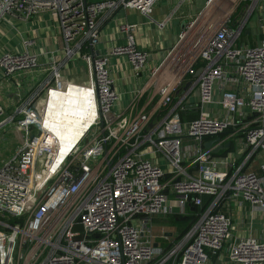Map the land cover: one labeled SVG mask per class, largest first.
<instances>
[{
    "label": "built area",
    "instance_id": "obj_1",
    "mask_svg": "<svg viewBox=\"0 0 264 264\" xmlns=\"http://www.w3.org/2000/svg\"><path fill=\"white\" fill-rule=\"evenodd\" d=\"M158 2L0 0V27L46 12L64 41L36 91L11 108L0 101V128L21 137L0 168V264H264V239L237 234L264 214V0H207L124 104L111 61L125 58L139 78L150 52L122 14L163 30ZM35 45L0 56V82L20 86L40 68ZM79 61L87 84H62ZM73 87L92 92L90 123L63 155L45 121L53 96ZM191 216L183 234L154 238L156 219Z\"/></svg>",
    "mask_w": 264,
    "mask_h": 264
},
{
    "label": "crops",
    "instance_id": "obj_2",
    "mask_svg": "<svg viewBox=\"0 0 264 264\" xmlns=\"http://www.w3.org/2000/svg\"><path fill=\"white\" fill-rule=\"evenodd\" d=\"M164 3H167V1L159 0V2L155 5V7H160ZM155 7L153 8L152 12L156 9ZM152 12H151V15H152ZM131 14H133V16ZM131 14L128 15V12H124L122 16L123 17L127 16L129 21L137 22L136 24L139 25L137 35H136L138 47L142 49H146L147 51L151 50L152 45L147 43L150 39L152 40L155 48L161 47L163 43H159V41H156L154 43L153 32L154 30L163 31L165 30V28H167V25L165 26L163 30H160L156 25L149 24V19L146 16H142L134 12H132ZM190 16H193V15L184 17L183 20L181 21L182 22L181 30L183 28L184 22ZM157 18L158 19L155 18L157 22H164V21L172 19L171 16L163 20L160 19V16ZM17 23H19L18 25H20V28H23V29L22 31L20 29L16 31L15 37L9 40V45L13 47V42L15 39H17L18 42H20L19 46L17 47V45H14L16 49L14 47L12 49L10 48L8 49L9 46L7 44H3V41L0 38V56L9 50H12L14 52L22 51L23 40L32 39V40H35L36 42V45L32 48V53L39 56L40 68L34 73L27 75L26 78L24 79V82H22L20 86L15 85V83H13L12 81H10V83L0 82V101L4 103L5 106L10 107V108L13 106L12 99L18 98V97L28 98L31 95V93L36 91L35 90L36 84H38L40 81L42 82L44 78H47V79L49 78L48 73H46L45 70L48 69L54 62H56V60L63 58V53H64L63 51L64 41H63L62 33L60 32L57 25L51 20L50 16L46 12H41L37 14L36 16H34L31 20L27 22L12 19L11 27L14 28ZM116 27L117 25L114 23H106V29H107L106 32L108 33L111 32L113 34H116ZM2 30L5 32V28L0 27L1 37H3ZM110 46L111 44L109 43V40L105 38L101 52L104 53L105 50L110 48ZM159 53L162 55V57L160 60H157V63L158 62L160 63L164 59L165 54H166L164 53L163 55L162 52H159ZM150 57H151V54H150ZM153 60H156L154 59V56H153ZM111 62H112V65L116 66V68L114 69V73L118 74L120 72V75H121V78L118 81L117 86H118V91L121 94L124 93V96H122L123 97L122 102L124 104H128L131 101V96L129 95L130 92L136 89L141 83L145 84V81L141 82L140 77L136 78L134 76L125 58L113 59ZM150 69L151 68H150V59H149V63L147 65L148 73L150 72ZM62 73H63L62 78H61L62 84L85 83L83 82L84 75H85L84 70H83V64L80 61L74 63L73 65L67 64V66L62 71ZM144 105H145V98L140 100L141 108H143ZM237 218L238 216L236 215L235 219ZM238 219L236 220V222L238 221V223L241 224V217L239 220ZM238 230H239V233L237 234H239V236H242V235L250 236L251 235L259 239H264V214H256L252 225L249 222H247L245 224L244 231H242L241 228Z\"/></svg>",
    "mask_w": 264,
    "mask_h": 264
},
{
    "label": "rangeland",
    "instance_id": "obj_3",
    "mask_svg": "<svg viewBox=\"0 0 264 264\" xmlns=\"http://www.w3.org/2000/svg\"><path fill=\"white\" fill-rule=\"evenodd\" d=\"M166 1L167 3H164L160 7H155L156 9L152 12V15H151L153 19L155 18L158 19L157 17L159 16H160V19L162 20L167 19L169 16H171L172 19L167 22V28H165V30L163 31L154 30L153 32L154 43L156 41H159V43H163L164 45L162 44L161 47L155 48L151 39L147 42L152 45L151 50L148 51L151 54L150 68H153L159 64V62L157 63V60H160L162 57V55L159 52H162L164 55L165 51L167 49L172 48L173 45L177 42L178 34L181 30V25H182L181 21L183 20V18L188 17L189 15H197L198 13H200L204 9L207 0H185V1L166 0ZM131 13L132 12H128V15ZM131 15L133 16V14ZM18 24L19 23H17L16 24L17 27L15 26L14 28H12L10 25L5 26L4 27L5 32L2 30L3 37L0 36V38L3 41V44H7L9 46L8 49L9 48L12 49L13 47L16 49L14 45H17L18 47L20 44V42H18V40L15 39L13 42V47L9 45V40L15 37L16 31L19 29L22 31L23 29V28H20V25ZM252 32H253V35H256L255 29H253ZM153 56H154V59L156 60H153ZM111 65H112V62H111ZM114 75H115V78L119 81L121 78L120 72L118 74L114 73ZM148 78H149L148 72L143 73L142 76L140 77L141 82L142 81L147 82ZM83 82L87 84L86 75H84ZM142 84L144 83H141L139 86H141ZM19 144H20V136L15 131L14 124H8L0 128V168L3 166V162L7 161L9 158H11L14 155L15 149ZM177 207H178L177 203H174L175 210H177ZM192 220H193V217L191 216L190 220H186V222L187 221L191 222ZM182 227L183 225L175 226L171 224L169 217L158 218L154 222V238L156 239V241L162 242L159 240V237L161 236L162 231L175 230L178 234L180 233L179 230ZM241 230L244 231V227H241Z\"/></svg>",
    "mask_w": 264,
    "mask_h": 264
},
{
    "label": "bare ground",
    "instance_id": "obj_4",
    "mask_svg": "<svg viewBox=\"0 0 264 264\" xmlns=\"http://www.w3.org/2000/svg\"><path fill=\"white\" fill-rule=\"evenodd\" d=\"M91 94L92 92L87 88L73 87L63 95L53 96L52 106L59 107L49 111L45 123L46 127L62 142L63 155L77 144L88 129L89 121L87 122L84 117L86 103H89Z\"/></svg>",
    "mask_w": 264,
    "mask_h": 264
},
{
    "label": "trees",
    "instance_id": "obj_5",
    "mask_svg": "<svg viewBox=\"0 0 264 264\" xmlns=\"http://www.w3.org/2000/svg\"><path fill=\"white\" fill-rule=\"evenodd\" d=\"M209 203V200L207 198H204V206L200 209H198L197 212H202L206 209L207 205ZM170 223L177 226V225H183L182 228H180V233L183 234L184 232H186L191 226L192 223L191 222H186L183 221L181 218L177 219V218H170Z\"/></svg>",
    "mask_w": 264,
    "mask_h": 264
},
{
    "label": "water",
    "instance_id": "obj_6",
    "mask_svg": "<svg viewBox=\"0 0 264 264\" xmlns=\"http://www.w3.org/2000/svg\"><path fill=\"white\" fill-rule=\"evenodd\" d=\"M213 142H208L205 144V148H210L212 146ZM230 144H227L225 148H229ZM220 149L215 150V153H218ZM183 221H186V218H182Z\"/></svg>",
    "mask_w": 264,
    "mask_h": 264
}]
</instances>
